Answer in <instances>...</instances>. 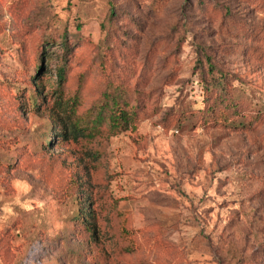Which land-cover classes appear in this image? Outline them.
Here are the masks:
<instances>
[{"label": "rangeland", "instance_id": "rangeland-1", "mask_svg": "<svg viewBox=\"0 0 264 264\" xmlns=\"http://www.w3.org/2000/svg\"><path fill=\"white\" fill-rule=\"evenodd\" d=\"M0 264H264V0H0Z\"/></svg>", "mask_w": 264, "mask_h": 264}, {"label": "trees", "instance_id": "trees-1", "mask_svg": "<svg viewBox=\"0 0 264 264\" xmlns=\"http://www.w3.org/2000/svg\"><path fill=\"white\" fill-rule=\"evenodd\" d=\"M60 45L64 48L65 51H67L68 47L65 44L64 40H61ZM64 57V54H62L60 58V66H58V69L55 71L56 82L54 84L56 87L55 90L58 93V96L55 99V103L61 106L60 109L64 114H66L68 123L65 120L63 121V123H59L57 132L60 133L56 134H58L61 140L69 141L71 138V131L75 130L76 132H80V134H89V131L87 129L89 127L88 123L81 125L77 121H73V115L75 114L76 96H73L70 102L64 100L62 101L64 96L63 93L65 92L64 83L66 79ZM206 67L207 74H212L214 71L216 72V74L218 72L219 73L215 78L212 77L211 82L205 79L201 81L205 92L209 93V95L212 93L221 94V92L228 89L225 83L226 75L220 73V71H216V68L213 67V64L210 62V60L207 61ZM202 78L203 75H201V79ZM115 91L114 93L105 91L102 94V103L99 105L95 116V120L97 119L95 122H97L100 118L107 116L109 120V127L113 133L127 130L128 126L134 121V117L136 114L133 108L130 109L129 103L125 99H123V97L121 96L122 94H119ZM42 103H44L43 97ZM36 104H38V100H36ZM222 121L228 123L227 119L225 118L222 119ZM94 127L95 124H93L90 130L92 131ZM46 141L48 142V139H46ZM90 154L93 160H98L100 157V153L98 151H92L90 152ZM87 205L89 206V203H87ZM74 221L77 234L88 232L91 235V239L96 238V222L92 213L89 216L79 214L75 215Z\"/></svg>", "mask_w": 264, "mask_h": 264}]
</instances>
